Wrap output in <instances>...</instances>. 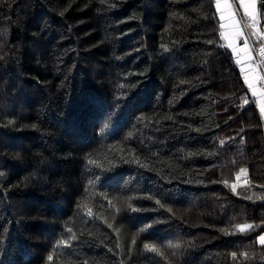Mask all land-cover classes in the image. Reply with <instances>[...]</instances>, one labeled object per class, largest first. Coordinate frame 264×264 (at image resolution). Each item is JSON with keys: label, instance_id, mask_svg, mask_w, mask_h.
Instances as JSON below:
<instances>
[{"label": "trees", "instance_id": "1", "mask_svg": "<svg viewBox=\"0 0 264 264\" xmlns=\"http://www.w3.org/2000/svg\"><path fill=\"white\" fill-rule=\"evenodd\" d=\"M0 173V264H264L214 0H0Z\"/></svg>", "mask_w": 264, "mask_h": 264}, {"label": "crops", "instance_id": "2", "mask_svg": "<svg viewBox=\"0 0 264 264\" xmlns=\"http://www.w3.org/2000/svg\"><path fill=\"white\" fill-rule=\"evenodd\" d=\"M248 3H251V0H243L244 11V5ZM214 4L220 18L221 43L231 50L247 87L249 80H251L255 93L252 88L248 87V90L257 104L264 123V111L261 110L264 108V68L259 70L251 64L256 42L249 29L242 25L240 16L234 8L232 0H219V8H217V0H214ZM259 9L260 0H256V11ZM221 12H223V16H221ZM245 13L249 15L246 11ZM237 32H239V35H236ZM230 43L235 44V51L229 46ZM261 236H264V232L257 236V242L260 245H264L260 242L259 238Z\"/></svg>", "mask_w": 264, "mask_h": 264}, {"label": "built area", "instance_id": "3", "mask_svg": "<svg viewBox=\"0 0 264 264\" xmlns=\"http://www.w3.org/2000/svg\"><path fill=\"white\" fill-rule=\"evenodd\" d=\"M242 2L243 0H232L233 6L240 16L242 25L249 29L256 42L251 64L253 67L262 70L264 68V56L261 55V48H264V26L259 15V11H256L257 15L255 26H252L253 21L250 16L245 13Z\"/></svg>", "mask_w": 264, "mask_h": 264}, {"label": "snow or ice", "instance_id": "4", "mask_svg": "<svg viewBox=\"0 0 264 264\" xmlns=\"http://www.w3.org/2000/svg\"><path fill=\"white\" fill-rule=\"evenodd\" d=\"M219 0H217V8H219ZM245 11L249 14L250 18L253 21V27L255 26V20H256V0H251V3L245 4L244 5ZM221 16H223V12H221ZM236 35H239V32L236 33ZM209 43H211V41H209ZM230 47H232L233 51H235V44L234 43H230L229 45ZM261 55L264 56V48H261ZM248 87L252 88L253 92L255 93V88L251 82V80H249L248 82ZM262 111H264V108L261 109ZM197 131H199V129H197ZM224 142L221 141V144H223ZM0 175H2V173H0ZM233 188H235V186H233ZM260 242L262 244H264V236H261L260 238ZM145 247L147 248L148 245H145ZM233 256H235V253H232ZM49 259H51V257H49Z\"/></svg>", "mask_w": 264, "mask_h": 264}, {"label": "water", "instance_id": "5", "mask_svg": "<svg viewBox=\"0 0 264 264\" xmlns=\"http://www.w3.org/2000/svg\"><path fill=\"white\" fill-rule=\"evenodd\" d=\"M260 7L264 11V0H260Z\"/></svg>", "mask_w": 264, "mask_h": 264}, {"label": "bare ground", "instance_id": "6", "mask_svg": "<svg viewBox=\"0 0 264 264\" xmlns=\"http://www.w3.org/2000/svg\"><path fill=\"white\" fill-rule=\"evenodd\" d=\"M36 1V0H35Z\"/></svg>", "mask_w": 264, "mask_h": 264}]
</instances>
